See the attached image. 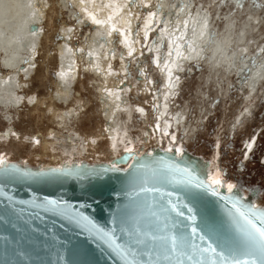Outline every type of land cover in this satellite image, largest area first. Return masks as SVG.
<instances>
[{
  "label": "rangeland",
  "instance_id": "rangeland-1",
  "mask_svg": "<svg viewBox=\"0 0 264 264\" xmlns=\"http://www.w3.org/2000/svg\"><path fill=\"white\" fill-rule=\"evenodd\" d=\"M193 1L211 12L219 28L228 21H234L236 27L250 22V34L246 33L247 39L251 38L250 44L264 45V0ZM143 13L142 10L140 16ZM74 22L67 10L62 9L60 13L56 0H49L34 70L28 78L23 77L26 85L20 91L25 94V99L34 96L35 101L29 103L25 100V105L20 106L17 113L11 110V121L5 120L0 112V132L8 125H13L18 132L11 138L0 139V154L8 165L14 164L27 172L43 171L55 164L52 157L55 156L59 166L56 169L65 167H62L63 161L69 159L71 165L84 163L88 167L92 164L96 169L101 164L110 166L113 157L124 150L131 149L141 156L173 149L170 152L177 156L186 153L197 160L199 158L207 178L210 173L211 179L217 177L226 184L236 185L235 193L264 208V78L251 92L239 82L235 66L231 67L234 71H225L223 67L213 71L201 59L189 61L180 71L179 86L171 99L172 109L184 111V124L177 129L171 127L166 135H160L151 131L156 114L153 96L144 90L136 61L127 59L128 70L122 72V76L128 83L123 89H126L125 96L131 111L128 117L123 111L120 113L123 118L122 137L126 144L119 142L115 151L108 145L96 96V81L90 70L79 66L66 104L52 99L58 68L56 45L60 43L59 26H76ZM88 23L82 24L80 29H73L70 39L73 45H78L83 36L93 30V25ZM141 46L143 57L140 58V66L145 69L146 82L151 87L153 80L155 87L160 88L159 73L152 66L147 46L144 43ZM113 62V69L117 70L119 59L115 58ZM139 106L146 114L137 111ZM71 107L78 110L76 116L68 125L59 127L54 113H58L59 108L69 110ZM54 108L58 111H53ZM51 128L56 130L55 136L47 133ZM37 134L43 137L39 136L36 143L30 141L31 135ZM66 134L72 136L71 156L64 152L63 143L68 144L64 138ZM252 139L254 144L246 155L247 145ZM176 148L181 151L177 153ZM251 191L255 192L253 196Z\"/></svg>",
  "mask_w": 264,
  "mask_h": 264
},
{
  "label": "bare ground",
  "instance_id": "bare-ground-1",
  "mask_svg": "<svg viewBox=\"0 0 264 264\" xmlns=\"http://www.w3.org/2000/svg\"><path fill=\"white\" fill-rule=\"evenodd\" d=\"M56 3L60 13L65 9L68 15L75 19L76 26H63V24L59 26L60 43L56 45L58 68L52 99L66 104L79 72V66L83 65L90 70L96 81V96L105 124L104 131L108 145L115 151L119 142L126 144L122 137L123 118L120 113L123 111L128 117L131 111L128 109V98L125 96L126 89H123L128 85L122 76V72L128 70L127 59L136 61L135 66L141 73L139 79L144 85V90L153 96L156 114L151 131L160 135L168 133L171 127L177 129L184 124V111L172 109L171 99L179 86L182 76L180 71L189 61L201 59L213 71L221 67L225 71H234L231 67L235 66L239 82L247 86L251 92L262 83L264 78V45L250 44L251 38L248 40L246 37L248 28L251 27L250 22H243L242 26L236 27L234 21H228L219 28L211 12L200 4L195 5L193 0H56ZM48 4L49 0H0V112L7 121H11V110L17 113L20 106L25 105V100L29 103L35 101L34 96L25 99V94H21L20 91H23L26 85L23 79L28 78L30 72L34 70L35 55L41 44L42 24ZM142 10L144 13L140 16ZM85 22L93 25V30L88 31L78 45H73L70 40L73 29H80ZM31 24H36L37 28L31 30ZM142 43L147 46L152 66L159 73L160 88L155 87L153 80L151 87L146 82L145 69L140 66V58L143 57ZM119 46L120 50H118ZM129 51L132 52L131 56L128 55ZM115 58H118L120 63L116 71L113 69ZM138 109L141 107L139 106ZM55 110L57 109L54 108L53 111ZM58 110V113H54V118L59 127L68 125L78 111L74 107L69 110L60 108ZM141 113L146 114L144 111ZM55 131L51 128L47 133H53L55 136ZM17 133L13 125H8L0 132V139L11 138ZM39 136L43 137L41 134L31 135L30 141L34 140L36 143L39 141ZM64 138L68 143H63L64 152L71 156L72 136L66 134ZM253 144L252 139L247 145L246 155ZM158 152L144 156H152ZM171 153L176 157L194 160L198 171L205 179L207 178L199 164L201 161L199 158L197 160L196 157L193 158L186 153L179 156L175 152ZM52 157L55 164L43 171H51L59 167L55 161L56 157ZM139 157L140 155L136 154L126 163H115L113 159L110 166L107 163L101 165L127 169ZM79 166L95 169L92 164L88 167L84 163L71 165L69 159L63 161L61 170L76 169ZM23 171L27 172V170ZM32 172H42V170ZM217 189L227 192L222 186ZM254 205L258 206L256 203Z\"/></svg>",
  "mask_w": 264,
  "mask_h": 264
},
{
  "label": "water",
  "instance_id": "water-1",
  "mask_svg": "<svg viewBox=\"0 0 264 264\" xmlns=\"http://www.w3.org/2000/svg\"><path fill=\"white\" fill-rule=\"evenodd\" d=\"M130 155L136 156L122 151L113 159L126 163ZM165 164L189 169L194 181L205 180L194 160L163 150L140 156L127 169L25 172L9 165L0 171V264H176L159 255L153 235H168L175 224L183 228L194 214L201 234L231 238L242 225L233 204L264 211L235 192L217 189V196L187 183L184 175L157 171Z\"/></svg>",
  "mask_w": 264,
  "mask_h": 264
},
{
  "label": "snow or ice",
  "instance_id": "snow-or-ice-1",
  "mask_svg": "<svg viewBox=\"0 0 264 264\" xmlns=\"http://www.w3.org/2000/svg\"><path fill=\"white\" fill-rule=\"evenodd\" d=\"M128 55L131 56L132 52L129 51ZM169 73H171L170 69ZM137 111L143 112L144 110L141 108ZM128 151L129 153L132 152L131 149ZM169 151H173V149H169ZM175 151L179 153L181 150L176 148ZM129 158H132L131 155ZM8 167V161L0 156V171H7ZM129 167L131 168L132 165ZM51 171L61 172L62 170L54 169ZM157 171L164 175L176 173L184 175L188 177L187 183L194 184L198 189L210 190L212 194L217 196L220 195L217 187H226L228 193H232L236 187V185L224 183L219 178L211 179L210 173L205 180L194 181L189 169L178 168L175 164H165L163 168H158ZM49 203L54 204L55 202L49 201ZM232 207L242 221L237 236L222 239L213 234H201L202 230L195 226L196 216L192 214L187 217L190 223L184 224L183 228L180 227V224H175L173 225L176 229L174 232L159 237L152 236L153 242L156 240L160 242L159 255L168 261L175 259L176 264H182L185 259L191 261L192 264H264V211L251 207L241 210L236 204H233ZM173 210L175 211V208ZM188 212L193 213V209L188 208ZM176 214L184 217L182 211H177ZM205 227H208L207 222H205ZM152 251L149 249L146 254H150Z\"/></svg>",
  "mask_w": 264,
  "mask_h": 264
}]
</instances>
